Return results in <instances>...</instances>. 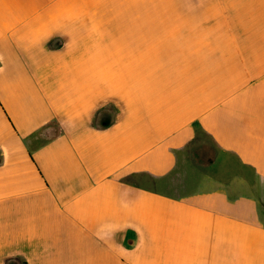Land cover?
Masks as SVG:
<instances>
[{
  "label": "crops",
  "instance_id": "0c3cea01",
  "mask_svg": "<svg viewBox=\"0 0 264 264\" xmlns=\"http://www.w3.org/2000/svg\"><path fill=\"white\" fill-rule=\"evenodd\" d=\"M0 264H264V0H0Z\"/></svg>",
  "mask_w": 264,
  "mask_h": 264
},
{
  "label": "water",
  "instance_id": "95a60500",
  "mask_svg": "<svg viewBox=\"0 0 264 264\" xmlns=\"http://www.w3.org/2000/svg\"><path fill=\"white\" fill-rule=\"evenodd\" d=\"M132 245H134V243H132L130 247H132Z\"/></svg>",
  "mask_w": 264,
  "mask_h": 264
}]
</instances>
